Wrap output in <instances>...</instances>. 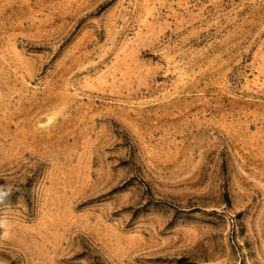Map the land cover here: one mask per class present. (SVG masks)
I'll list each match as a JSON object with an SVG mask.
<instances>
[{
	"label": "rangeland",
	"instance_id": "1",
	"mask_svg": "<svg viewBox=\"0 0 264 264\" xmlns=\"http://www.w3.org/2000/svg\"><path fill=\"white\" fill-rule=\"evenodd\" d=\"M0 264H264V0H0Z\"/></svg>",
	"mask_w": 264,
	"mask_h": 264
}]
</instances>
